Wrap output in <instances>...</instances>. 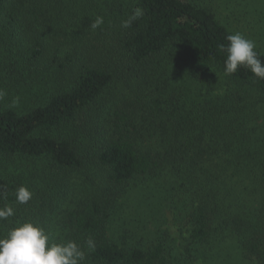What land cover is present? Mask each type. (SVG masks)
Wrapping results in <instances>:
<instances>
[{"label":"trees","instance_id":"obj_1","mask_svg":"<svg viewBox=\"0 0 264 264\" xmlns=\"http://www.w3.org/2000/svg\"><path fill=\"white\" fill-rule=\"evenodd\" d=\"M235 32L264 60V0H0V156L38 163L16 181L0 174V208L15 212L0 236L32 220L84 248L85 264H264V79L225 74ZM178 62L192 73L182 82L163 71ZM189 80L193 96L177 86ZM90 124L91 169L60 135ZM139 179L176 191L184 245L149 217L131 243L110 238L118 189Z\"/></svg>","mask_w":264,"mask_h":264},{"label":"rangeland","instance_id":"obj_2","mask_svg":"<svg viewBox=\"0 0 264 264\" xmlns=\"http://www.w3.org/2000/svg\"><path fill=\"white\" fill-rule=\"evenodd\" d=\"M160 61L161 59L159 62ZM178 63L179 65L181 64V71H177V68L173 65L164 67L163 71L169 69L167 72L171 75H178L176 79L182 82V78L187 79V74L192 73L190 67L183 66L182 62ZM193 73H196V71L194 70ZM179 82L177 86H185L189 89L187 91L189 96H193V86L195 90H199V86H192L191 80L181 85H179ZM224 89L225 88H223V90ZM25 91L29 92V90ZM36 91L38 92L39 90ZM197 99L198 98H195L194 100ZM90 126L87 130L73 126L72 128L63 130L60 134L62 136H72L75 138V146L80 148L82 152L81 156L86 161L85 166L89 169L92 168L91 162L94 160V154L98 146V142L95 138L96 133L94 135L95 130L91 124ZM35 165L37 166L38 163L36 162L35 164V162L27 158L0 156V174H2L4 178L12 181H16V178L27 176L28 172L32 171ZM93 175L94 171L92 169L90 176ZM38 186L39 185L36 184V187ZM174 192L176 191H172V189L170 191V189L165 186L160 188L156 185L155 181L142 179H139L135 183L131 182L126 188H119L117 204H115L113 207L114 209L111 210L108 222L107 231L110 238L121 243V238L124 237L131 243L135 238H138L139 229H142V222L149 217L153 222L150 227L156 226L158 228V226L162 225L163 228L168 230L169 234L167 237L171 242H174L176 245H184L189 237V228L186 224L187 217L179 212L180 203L175 199ZM215 264L235 263L231 259L223 257L218 260V262L215 261Z\"/></svg>","mask_w":264,"mask_h":264},{"label":"clouds","instance_id":"obj_3","mask_svg":"<svg viewBox=\"0 0 264 264\" xmlns=\"http://www.w3.org/2000/svg\"><path fill=\"white\" fill-rule=\"evenodd\" d=\"M144 15L142 8L137 7L128 19L121 22L122 28H129L133 21ZM103 17H97L90 25L92 29L103 24ZM228 44L224 47L226 75L234 74L240 68L249 70L255 77L264 79V60L256 51V42L240 32L226 37ZM5 92L0 89V99ZM15 103V101H14ZM16 202L26 204L32 198V192L24 185L16 189ZM15 215L10 205L0 208V221L8 220ZM88 251H94L95 240H86ZM87 254L79 244L72 240L54 242L50 233L42 225L32 221H20L7 233L0 236V264H85Z\"/></svg>","mask_w":264,"mask_h":264}]
</instances>
